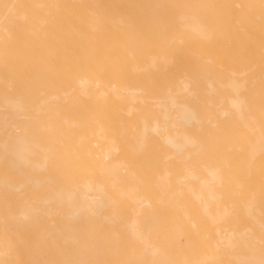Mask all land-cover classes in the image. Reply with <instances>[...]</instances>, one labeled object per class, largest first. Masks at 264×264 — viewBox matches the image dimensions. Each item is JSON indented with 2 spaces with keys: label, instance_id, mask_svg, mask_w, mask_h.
Returning <instances> with one entry per match:
<instances>
[{
  "label": "bare ground",
  "instance_id": "bare-ground-1",
  "mask_svg": "<svg viewBox=\"0 0 264 264\" xmlns=\"http://www.w3.org/2000/svg\"><path fill=\"white\" fill-rule=\"evenodd\" d=\"M0 264H264V0H0Z\"/></svg>",
  "mask_w": 264,
  "mask_h": 264
}]
</instances>
